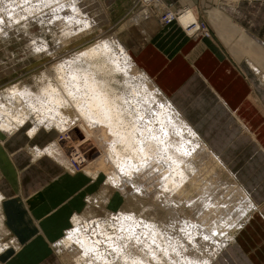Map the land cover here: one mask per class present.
I'll list each match as a JSON object with an SVG mask.
<instances>
[{
    "label": "crops",
    "instance_id": "0c3cea01",
    "mask_svg": "<svg viewBox=\"0 0 264 264\" xmlns=\"http://www.w3.org/2000/svg\"><path fill=\"white\" fill-rule=\"evenodd\" d=\"M101 2L114 29L122 30L133 61L255 203L233 240L209 264H264V79L259 74L264 73V0ZM162 6L188 7L200 25L198 32L190 33L177 19L163 23ZM143 11L147 20L123 27ZM32 126L27 122L0 135V211L17 240L4 249V261L61 264L51 242L105 182L101 173L91 177L67 170L59 154H37V148L56 144L59 131L41 126L31 136ZM116 192L108 194L110 207L121 202Z\"/></svg>",
    "mask_w": 264,
    "mask_h": 264
},
{
    "label": "bare ground",
    "instance_id": "6f19581e",
    "mask_svg": "<svg viewBox=\"0 0 264 264\" xmlns=\"http://www.w3.org/2000/svg\"><path fill=\"white\" fill-rule=\"evenodd\" d=\"M158 4H161L160 0ZM83 6L80 0H71L70 2L65 0H0V31L5 33L11 28L6 29V26L15 25L22 19L27 20L39 10L51 8L52 11L46 14L48 19L60 28L66 37L69 33L75 32L77 29L80 31L91 23L87 21ZM142 18H146V20L149 18L147 11L136 14L131 22L141 21ZM179 18L183 24L194 19L198 22L189 9H186ZM48 19H46L47 22ZM120 40L115 38L116 43L110 44L111 40L109 43L105 39H101L92 45L90 50H84L82 54L75 56L73 53L59 58L58 66H56L62 81L51 78L49 88H45L46 90L43 91L45 98L41 96L44 98L41 104L38 106L36 103L32 107L40 119L56 126L52 127L51 124L43 126L36 121L33 123L34 128L31 127L30 135H34L41 126L47 129L63 130L66 123L75 117L78 110L76 107L83 101L84 107L78 106L80 112L84 108L88 113L94 115L91 118L93 127L96 125L99 127L97 138L93 134L95 138L93 144L96 147L94 150L98 155L91 162L93 165H90L91 170L103 172L109 180L116 184L120 180L121 184L126 178V176L121 178L124 175L121 172L129 169L128 165L124 167L120 163L125 153L134 159V165L139 162V159L150 157L148 159L151 162L150 166L159 167V172H161L158 174L157 183L164 191L166 190L165 192L171 200L168 201L172 203V205L167 204L163 207L171 216L172 224L176 225L167 234H163L155 222H151L147 218L144 219L141 215L127 214L122 211V213L111 214L112 223L118 230V235H113L108 234L99 223L100 221H89L76 212L71 217L74 228L69 231L68 237H65L67 240L64 242L65 247L74 242L84 250L85 255L88 253L95 255L102 261V264H114L115 261L112 262L108 255V251L111 250L118 256V261L120 260L121 264L162 263L156 246L160 247L159 250L171 264L172 262L174 264H209L217 251L226 247L228 242L233 240L235 236L233 232L239 229L252 214L251 211L255 207V203L238 182L228 179L223 181V178L213 179V175L216 174L215 166L219 165L226 169L222 160L202 142L195 130L164 96V93L160 94L164 96L165 101L156 96L157 85L145 73L142 72L146 78V89L139 91L138 97L134 95H129L128 98L126 96L114 97L112 89L110 91L111 87L106 81H100L85 70L80 63L74 61L75 57L78 60H83L86 57L93 58L95 55L102 54L101 56L109 57L111 66L113 65L116 71L126 70L129 60L133 61V58L128 48ZM36 44L39 46V43ZM45 45L41 48L48 49L44 47ZM48 50L51 52V49ZM131 63L133 64L131 66L132 74H135V70L139 69L138 65L135 62ZM256 71L259 72L257 69ZM259 74H262L264 79V73ZM84 88L89 90L87 99L79 97L80 93L77 91ZM14 92L24 96L28 95L26 91L15 90ZM76 94L77 96H75ZM3 104L0 102V130L6 134H12L23 127L29 119L24 114H18L15 117L12 114L10 117ZM127 115H129L130 121L134 122L127 123ZM77 125H73L69 131H72L74 127H78V129L83 127L82 122L81 127L79 124ZM183 135H186L191 145L186 143ZM91 138L93 139V137ZM61 151L62 148L58 142L43 149H36L37 154H59V157L63 153L62 151L60 154ZM119 157H121L120 161L117 160ZM148 160L145 161V163L147 162L146 166L150 164H148ZM123 162L125 161L123 160ZM135 168L133 170H137ZM139 190L138 193L142 191ZM137 192L135 191V194ZM184 202L189 209H194L195 222L190 220L191 217H181L179 214L178 207ZM231 230L233 231L230 233ZM163 235H165V242L160 239ZM135 249H138L141 254L135 252Z\"/></svg>",
    "mask_w": 264,
    "mask_h": 264
},
{
    "label": "rangeland",
    "instance_id": "374dc122",
    "mask_svg": "<svg viewBox=\"0 0 264 264\" xmlns=\"http://www.w3.org/2000/svg\"><path fill=\"white\" fill-rule=\"evenodd\" d=\"M65 1L70 2L71 0H65ZM80 3L84 5L82 9L83 10L85 9L84 12L87 21L91 23H89L90 25L88 24L82 29H80V31L77 29V31L69 33L68 35H66V37H64L63 34L64 32L60 28H58L52 21L48 19L47 17L48 15L46 14L52 11L51 8H45L39 10L36 14L31 15L30 18L27 20L22 19L21 21L15 23V25L12 24L11 26H6V29H8V27H11L10 30H7L5 32L6 34L0 31V102H2V104L4 103L3 105L7 108L10 117L12 114H13L12 116L14 117L18 114L21 115L24 114L25 116L28 117L29 124H33L37 121L40 123V125L43 126L45 124L50 125L51 123H48L40 119V117L37 116L38 113H36V111L33 110L32 107L33 104L36 103H37L36 105L39 106L43 101V99L45 98L44 96L45 93L43 91L46 90L45 88L47 89L49 88L50 85L49 80L51 78L62 81V78L57 70L58 69L57 62L59 58L72 55L73 53L75 56L77 54H82L84 50L87 49L90 50L93 47L92 45L96 44L101 39L102 40L105 39L109 43L111 40L110 44L113 43L115 44L116 43V41H114L115 38L116 39L119 38V40L121 39L120 41L125 44L126 48H128L122 30L121 29L115 30L114 23L111 24L110 23L111 21L109 22L108 15H106L105 13V8L102 6L101 0H80ZM143 3L146 5L145 2ZM87 12L89 13L87 14ZM135 15L136 14H134L129 19H127L126 22H124L123 27L125 26V24L130 23L133 20V18H135ZM46 19H48V22ZM36 43H39V46ZM43 45H45L44 47L51 49V52L48 49L41 48V46ZM101 55L100 56L95 55L96 57L94 56L93 58L86 57L83 60L79 59L80 61L77 59V57H75L76 59L74 58L73 59L75 62L80 63L82 67H84L85 70H87L89 73H92L95 77L100 79V81L101 80L106 81L108 85L111 87L110 91L112 89V96L114 97L126 96L128 98L129 95H134L135 97L136 96L138 97L139 91H142V89H146L145 88L146 78L143 75L145 72L136 65L139 69L135 70L134 72L135 74H132L133 72L131 66L133 64L131 62L134 61L129 60L128 62L129 67L127 66L126 70L116 71L113 68V65L111 66L112 63L109 57L107 55H103V56ZM151 81L153 82V80ZM156 88H157L156 96L159 99L162 98L164 100L165 99L164 96L167 98L165 94L164 96L160 94L162 91L159 90L158 87ZM15 90L26 91L28 95L25 94L27 96L26 97L24 95H21L20 93L16 94V92H14ZM77 91L80 93L79 97L84 99L88 98L89 90H87V88H84L81 91L79 90ZM41 96L44 98H42ZM75 96H77V94ZM31 99L33 100L31 101ZM78 106L84 107L83 101ZM78 106L76 107V110L77 109L78 110L75 113L76 114L75 117L72 118V121L70 120L68 123H66V126L63 130L62 129L59 130L58 128L57 129L55 128L56 130L59 131L57 134L58 136L57 142L58 145L60 144V148H62L63 151V153L62 151L60 152V154L62 153V155L60 156L61 158L65 159V161L64 159L62 160L65 163L64 165L67 170L80 171V172L84 171L85 173H89L91 177H95L97 174H99V172L94 169H92L93 170L92 171L90 167L93 166L91 165V162L98 155V153L95 154L96 147L94 146L93 143L95 141L94 139L97 138L98 136L97 130H99V127L97 125L96 127H93L91 118L94 115L88 113V111L84 108L80 112ZM128 116L129 115H127V121H128L127 123H130L132 120L130 121V118ZM81 122L83 127H81L80 125ZM77 124H79L81 128L78 129V127H74L72 131H69V129L73 127V125L78 126ZM51 125L53 127L54 124ZM32 128H34V124ZM32 128H30V130ZM30 130H29V134H30ZM1 132L2 131L0 130V135H4ZM93 134L94 136H96L95 138ZM89 137L91 140L89 139ZM91 137H93V139ZM183 137L185 141H187L186 143L190 144L189 143L190 140L186 137V135H183ZM202 142L208 148H210L208 144H206L203 140ZM129 156L130 155L128 153H125V155L122 156L123 157L122 159L121 157L117 158V160L119 159V161L120 159L122 160L120 161L121 165H123L124 167L128 165L129 167L127 168L130 169V170L125 169L121 172V174L124 173V175H122L121 178H124L126 176V178L123 179L124 183L120 184V180H119L116 184L113 181L109 180L108 176H106L105 173L100 172L103 175L102 180L105 182L104 184L105 188L103 187V189H101V191L98 194L89 195L87 198V206L82 212L77 214L79 216H83L84 219H87L89 221H95V220H98V222L100 221L99 223L102 225L104 229H106L108 234L118 235L117 227L114 226L112 223L113 219L111 217V214L122 213V211L123 213L125 212L127 214L135 213L138 216L141 215L144 219L147 218L149 219V221L155 222L156 226L159 227L160 231L163 232V234H167L169 231H171V228L174 227L176 224L174 223L172 224L173 220L171 216L167 214V212L165 211L166 209L163 207L164 205L167 204L172 205V203L171 202L169 203V201L171 200H169L168 194L167 192H165L166 190L164 191V189L157 183L158 174L161 173L159 172L160 171L158 169L159 167L150 166L151 162L148 160L150 159V157L141 158V160L139 159V162L136 163V165H134L133 163L134 159L131 158V156L130 157ZM123 160L125 162H123ZM147 160H148V164L150 163L149 165L147 164L148 166H150L149 168L148 166H146L147 162L145 163V161ZM125 163L128 164L125 165ZM134 167H136L137 170H133ZM215 167L216 170L214 172L216 174L213 175L214 180L223 178L222 179L223 181L228 179L237 182L234 179L233 175L229 174L230 172L226 170L227 168L225 169L223 167H220L219 165ZM129 179L132 180L133 182L130 181ZM138 189H140L139 191L141 190L142 191L138 193L137 192ZM113 191L114 192L117 191L116 193L118 194L119 197L118 201L121 202L119 204L118 203L111 204L110 207L107 204L110 201L109 195L111 194L113 196L114 194ZM135 191L137 192L136 194ZM0 197H1V193H0ZM181 204L183 206L179 205L180 208L178 207V211L181 217L182 216H188V218L191 217L190 220L195 222L196 214L194 213V209L193 208L189 209V207L185 202L184 204L183 203ZM75 213L76 212H73L71 217ZM71 217H70V224L68 227L65 228L63 234L58 239L51 242L52 248L56 256L59 258L60 263L61 264H102V261L96 258L95 255L91 253L85 255L84 250L74 242L72 244H67L66 246L67 248L65 247L64 244L66 240L65 237H68L69 231L74 228L73 223L71 222ZM8 231L9 230L3 220V216L0 211V264H6V262L4 261V257L6 256L7 253H5L4 249L6 248L5 250L7 251L12 248V246L8 245L9 243H12L10 242V240L14 239L15 241H17L13 237V233H10ZM232 231L233 230H231L230 233ZM164 236L165 235H163L160 238L161 240L163 239L162 240L163 242H165ZM7 246L9 247L7 248ZM156 247L159 251V256L162 258V263L159 262L158 264H169V263L171 264V262L167 261L166 256L163 255L162 252L159 250L160 247L159 246ZM134 251L137 253L139 252V254H141L138 249H135ZM108 255L112 259V262L115 261L113 262L114 264H121L120 260L118 261V256L115 255V253L112 252V250L108 251ZM172 264L174 263L172 262Z\"/></svg>",
    "mask_w": 264,
    "mask_h": 264
},
{
    "label": "built area",
    "instance_id": "2783aa9c",
    "mask_svg": "<svg viewBox=\"0 0 264 264\" xmlns=\"http://www.w3.org/2000/svg\"><path fill=\"white\" fill-rule=\"evenodd\" d=\"M141 4L143 5V2H145L146 4L150 5V4H156L159 2V0H140ZM188 7L184 6L182 8H180L179 10H172L170 8L167 7H163L162 6V11H161V21L163 23H167L172 21L173 19H177L184 27H186L188 29V31L190 33H197L199 30V23L196 22V20H190L187 24H183V22L181 21V19L179 18L183 12L186 11ZM201 33L202 34H208V31L204 28H201Z\"/></svg>",
    "mask_w": 264,
    "mask_h": 264
}]
</instances>
